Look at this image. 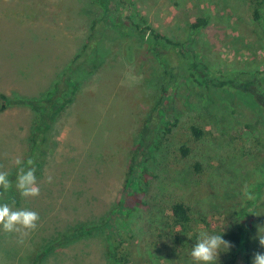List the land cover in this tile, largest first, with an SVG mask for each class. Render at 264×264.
I'll return each mask as SVG.
<instances>
[{
	"label": "rangeland",
	"instance_id": "obj_1",
	"mask_svg": "<svg viewBox=\"0 0 264 264\" xmlns=\"http://www.w3.org/2000/svg\"><path fill=\"white\" fill-rule=\"evenodd\" d=\"M90 3L0 0V93L40 96L49 89L80 51L92 20L103 14ZM136 3L158 32L185 41V47L211 66L264 69V33L253 19L252 0ZM198 17H207L208 24L192 30L189 25ZM110 32L119 34L115 28ZM111 37L108 32L102 35L101 55L109 52ZM121 43L58 119L44 176L37 179L39 195L22 197L20 206L7 203L14 209L36 211L40 220L23 237L0 228V264H110L105 230L56 246L44 257L35 256L76 225L103 222L121 193L130 214L119 218L118 228L121 233L123 229L134 233L132 240L143 249L153 244L155 264H195L190 255L193 246L179 247L162 234L178 200L190 205L194 217L206 219L208 224L199 225V233L220 234L242 226L251 237L247 250L252 264L253 254L264 252L256 238L258 226L264 227V121L242 103L193 85L182 69L183 75L179 73L171 87L166 111L168 121L178 125L168 134L165 123L159 126L162 145L152 151L146 181L142 188L127 193L129 157L150 109L162 94L165 65L184 55L171 53L169 48L158 54L145 47L134 58L131 52L126 56L125 41ZM176 63L182 65V60ZM130 75L136 77L135 82ZM32 115V110L19 105L0 111V170L10 173L17 165L15 159H22L29 149ZM192 124L203 130L200 139L191 132ZM182 145L190 148L187 155ZM123 211L127 214L129 210ZM229 259L230 251H222L217 264ZM234 264H247L245 250Z\"/></svg>",
	"mask_w": 264,
	"mask_h": 264
},
{
	"label": "trees",
	"instance_id": "obj_2",
	"mask_svg": "<svg viewBox=\"0 0 264 264\" xmlns=\"http://www.w3.org/2000/svg\"><path fill=\"white\" fill-rule=\"evenodd\" d=\"M90 2V5L101 8L103 14L101 17L92 20L90 30L80 51L70 60L64 72L54 78L50 88L40 96L21 95L17 91H14L12 95L0 93V111H5L10 105H19L28 107L33 114L29 149L21 159L23 163L16 165L13 168L14 170L9 173L12 187L3 197H0V204L21 205L22 197L15 187V177L20 167L26 169L29 167L27 165L28 159L34 161L32 167L36 169V178L39 179L44 176L48 153L53 147L52 136L58 119L75 102L84 83L100 70L107 59L116 51L117 46L122 47V40L125 41L126 56L131 52L134 58L145 47L149 50H155L158 54H165L164 51H168L169 48L171 53L184 55V57L178 55V58L175 59H181L182 65L173 64L175 60L167 66L164 64L162 94L150 109L141 128L140 139H138L136 147L133 148L129 157L124 183V189L128 190L127 193H131L139 187L142 188V184L146 179L145 173L148 170V163L154 157L152 151L160 149L162 145V140L157 133L159 126L165 123L164 133L168 134L173 131V127L178 125L177 122L171 124L168 121L166 111L167 98L172 89L171 87L176 83L179 73L183 75L182 69H184V73H187L189 81L193 85L213 90L218 93L217 95L221 94L233 103H242L249 107L250 111L259 120L264 121V69L237 68L231 70L211 66L200 59L195 50L193 52L192 49L185 47L183 45L185 41H175L158 32L156 28L148 23L147 16L141 13L136 0H90ZM252 12L254 21L262 28L264 33V0H252ZM208 21L207 17H198L191 21L189 27L192 30H199L207 26ZM111 28L117 29L119 34H112L110 32ZM106 31L114 37V40H112V37L109 39L112 41L109 44V52L101 55L100 50L103 48L102 35H106ZM160 47L163 51L160 50ZM172 64L174 67L170 66ZM232 110L235 111L234 108ZM261 121L260 123H263ZM246 125L251 127V124ZM191 132L197 139L204 135L203 130L194 124L191 125ZM181 150L184 155H187L190 148L187 145H182ZM198 169H200L199 165ZM125 198L124 194L121 193L117 199V206L108 213L103 222L76 225L75 229L65 233L60 241L56 243L55 241L48 242L47 246H44V253L42 252L35 258L47 255L54 251L56 246H65L83 237L92 236L96 231L105 230L107 255L110 258V264H131L133 262L155 264L153 250L151 249L153 244L143 249L142 246L132 240V235L135 236L134 233L126 232L125 229L121 233L118 228L120 226L117 223L119 218H124L130 214V209L125 204ZM124 209L129 210L127 214H124ZM237 214L239 213L237 212ZM202 223L208 224L204 217H194L192 215L188 203L178 200L172 205L166 223L163 224L161 230L162 234L171 237L179 247L188 248L196 242L199 236V225H202ZM209 232H211V229H209ZM219 233L223 235L225 240L233 244L230 250V259L223 264H234L243 250H245L247 264H250V253L247 249L251 237L247 236L244 228L242 226L232 227L221 230ZM116 235L123 237L122 240L118 239L119 237ZM35 258L33 262H36Z\"/></svg>",
	"mask_w": 264,
	"mask_h": 264
},
{
	"label": "clouds",
	"instance_id": "obj_3",
	"mask_svg": "<svg viewBox=\"0 0 264 264\" xmlns=\"http://www.w3.org/2000/svg\"><path fill=\"white\" fill-rule=\"evenodd\" d=\"M133 82L136 81L135 76H129ZM15 164L21 165L23 162L20 158L15 159ZM34 161L27 160V169L20 167L15 177V187L19 191L21 197H35L40 193L35 175L36 169L32 167ZM49 183L52 177L48 176ZM12 187V181L9 179L7 171L0 170V197ZM245 194L248 199L253 197L245 188ZM40 216L36 211L28 209H14L7 203L0 204V228L6 233H17L21 237L26 236L28 232L34 231L38 227ZM256 238L259 247L264 248V227L258 226ZM233 247L232 242L227 241L221 234H209L207 231H201L191 250V258L195 264H217L220 253L229 252ZM252 264H264V252L257 251L252 256Z\"/></svg>",
	"mask_w": 264,
	"mask_h": 264
},
{
	"label": "crops",
	"instance_id": "obj_4",
	"mask_svg": "<svg viewBox=\"0 0 264 264\" xmlns=\"http://www.w3.org/2000/svg\"><path fill=\"white\" fill-rule=\"evenodd\" d=\"M71 106V105H70Z\"/></svg>",
	"mask_w": 264,
	"mask_h": 264
}]
</instances>
